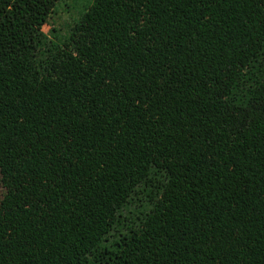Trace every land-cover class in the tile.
Here are the masks:
<instances>
[{"label": "trees", "instance_id": "obj_1", "mask_svg": "<svg viewBox=\"0 0 264 264\" xmlns=\"http://www.w3.org/2000/svg\"><path fill=\"white\" fill-rule=\"evenodd\" d=\"M58 1L0 0V264H264V0Z\"/></svg>", "mask_w": 264, "mask_h": 264}, {"label": "rangeland", "instance_id": "obj_2", "mask_svg": "<svg viewBox=\"0 0 264 264\" xmlns=\"http://www.w3.org/2000/svg\"><path fill=\"white\" fill-rule=\"evenodd\" d=\"M92 4L93 0H59L53 8L47 23L42 27V32L48 40L62 45L70 39L76 26L81 22L83 14L89 10ZM5 194L6 188L2 183L0 173V204ZM143 203V199H140L126 211V215L135 217L139 214L138 206Z\"/></svg>", "mask_w": 264, "mask_h": 264}]
</instances>
